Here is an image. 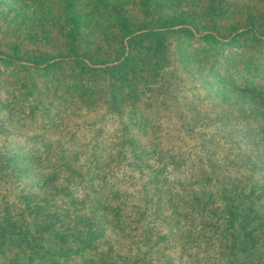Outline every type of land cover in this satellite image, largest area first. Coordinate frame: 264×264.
Returning a JSON list of instances; mask_svg holds the SVG:
<instances>
[{
    "label": "trees",
    "instance_id": "16d2710c",
    "mask_svg": "<svg viewBox=\"0 0 264 264\" xmlns=\"http://www.w3.org/2000/svg\"><path fill=\"white\" fill-rule=\"evenodd\" d=\"M221 1L212 0V3L217 6ZM137 4L141 19L121 1L61 0L63 12L57 20L59 25L54 27L68 39L67 45L74 55V59H69L74 66L64 77L79 85L82 104L88 109L98 103L114 107L110 111L127 116L135 126L147 123L140 110H144L143 107L148 109L160 98V104L154 103L157 110L174 108L182 111L177 87L184 79L178 76L168 36L184 35V32L192 35V30H199L197 25L195 27L201 16L197 11L198 8L203 11L205 7L202 0L192 1L191 7L195 10L190 13L182 10L183 0H137ZM253 4L261 8L254 11L249 8L245 18L235 16L231 22H245L242 29L256 32L258 38L255 39L263 44L264 0H250L248 6ZM19 6L26 16L21 15V19L20 16L6 15L0 25V38L17 40L12 53L0 52V59L11 58L18 65V72L24 71L26 76L31 72L36 74L29 75L28 78H32L23 80V83L19 81L22 98L15 104L5 105L0 94L1 134L9 141L15 135L13 131L27 134L28 120L37 111L39 100L41 103L42 98L62 101L59 88L41 86L39 77L40 72L54 73L55 62L66 58L62 54H42L39 57L27 54L29 52L24 48L29 46L50 45V27L47 15H42V20L36 23L29 4L21 0ZM87 8L101 11L107 24L102 26L99 19H91ZM241 9L237 6V10ZM216 14L211 27L217 32L224 13ZM110 17H114L117 23H111ZM194 20L196 23L191 22ZM108 22L123 33V43L114 60L120 63L114 68L108 65L100 51L92 53L83 44L84 41L95 43L102 38L104 29L110 27ZM223 25L230 27L232 24ZM32 26L40 27V30L25 33ZM176 27L183 32L175 31ZM18 28L21 32L17 31ZM23 37L27 39L21 43ZM109 74L116 79L115 84L110 83L111 95L107 94L109 90L103 93L102 88ZM123 82L128 87L121 84ZM138 82L144 87L150 84L151 89L139 90ZM230 87L244 98L235 106L230 101L224 115L209 124L191 122L186 118V110L181 113V125H177V135L171 136V140L185 141L179 135L182 132L195 135L197 144L199 138L203 141L200 152H193L188 158L184 154L172 156L170 152L163 155L164 139L157 142L154 137L150 144L149 141L141 143L140 136L135 135V140H126L133 160L129 166L138 174L129 178H134V183L112 194V204L103 197L99 198L104 187L94 186V178L104 166L96 156L89 158L92 170L95 168L91 183L88 187L81 186L88 194L86 203L79 198L76 200L70 194V188L63 185L56 189L63 201L53 204L47 198L41 199V196L21 189L23 183L39 181L44 176L38 171L40 164L36 165L37 152L32 151L37 138L26 137L25 147L12 139V146L19 145V149L0 152V264H172L168 243L175 235V226L178 229L177 238L173 240L176 248L188 255L192 264L203 262L206 256L215 252L217 256L211 257L213 259L206 264H264V105L260 107L249 91L231 84ZM148 100L152 101L151 104L145 102ZM14 107H20L21 113H17ZM234 107L238 110H233ZM6 109L9 115L15 113L17 117L4 118L2 113ZM127 109L133 111L132 115L125 113ZM46 111L51 115L49 107ZM198 113L202 114L197 110ZM38 117L43 119L46 115ZM167 124L173 127L170 120ZM208 127L215 129L210 138ZM195 160L197 163L189 168V175L191 179H197V184L189 186L182 179L173 178L175 173L189 167L186 163ZM63 164L67 179L82 176L73 170L72 162ZM54 180L44 179L40 189L45 186L53 188ZM9 186L10 190L17 187L16 200H12L10 192L9 196L2 194L3 187ZM202 255L205 258H201Z\"/></svg>",
    "mask_w": 264,
    "mask_h": 264
},
{
    "label": "rangeland",
    "instance_id": "374dc122",
    "mask_svg": "<svg viewBox=\"0 0 264 264\" xmlns=\"http://www.w3.org/2000/svg\"><path fill=\"white\" fill-rule=\"evenodd\" d=\"M8 1V3L0 1V9L2 11L0 14V25L4 23L6 15L20 16L21 19V15L26 16V13L20 10L19 3L21 0ZM24 1L28 3L30 9L34 11L33 20L36 23L42 20V15L48 16V25L50 27L48 32L51 34L50 45L42 44L40 47H23L24 50L29 52L27 53L29 56L34 57H39V55L42 54H49L50 56H61L59 54H62L66 57L55 62L54 68L56 69L55 71L52 69L54 73H52V71L40 72L41 75L39 77L41 86L45 84L52 89L54 87L59 88L58 92L60 93L62 101H47L42 98L43 103H41V100H39V107L36 108L37 111L35 114L32 115L34 117L31 116L30 118L32 119L29 118L28 120L30 126L26 135H21V132L18 131H13L17 137L14 135L9 141L7 136L1 134L0 126V152H7V149L8 151L19 149V145L16 147L12 146V139L20 142L19 144L21 147H25L26 137L37 138V143L32 150L33 152H37L36 165L40 164L38 171L44 176V179L48 177L55 179L53 188L45 186L40 189V185L43 184L44 179L23 183L20 188H25L28 193H35L41 196V199L47 198L51 204L63 201L60 200L62 196L58 194L59 191H56L59 185L70 188L69 192L76 200L79 198L86 203L88 194L85 193V190L81 189V186L88 187L91 183V178H93L92 176L95 168L92 170L89 159L90 156H96V159L100 158V162L104 165L101 168V173L97 175L93 181L94 186L97 188L104 187L99 198L103 197L108 204H112V198H114L112 194L118 190H122L124 186L128 187L131 183H134L135 181H132L134 178H132V180H129V178L133 177V175L136 177V174H138L135 172V168L132 167V169L131 166H129L133 160L130 157V150L125 144L126 140L129 138L135 140V135L140 136L141 143L149 141L150 144L153 142L152 139L154 137L157 138V142L164 139L162 144L163 155L164 153L170 152L172 156L184 154L186 158H188L189 154L200 152V146L203 141H200L201 138H199L197 144L195 135L194 138L190 133L182 132L179 133V135L182 136L185 141L178 142L171 140V136L176 137L177 135L175 133V128L177 125H181V113L186 110L184 113L187 112L186 118L189 121H205L208 124L210 123L209 121L216 119V117H221L224 115L225 110L228 109L230 101L231 104L235 106V103L238 104V102L242 100L241 98H244V95L242 96L235 93L233 91L234 88L230 87V84L249 91L251 98H254L260 107L264 105V43L262 44L255 39V37H257L256 32H248V29H242L241 26H245V22H231V18L235 16H237V18L240 17V19L245 18L248 15L249 8H251L252 11L261 8L260 6L258 7V4L248 6L250 0H222L217 6L212 3V0H202L205 4L203 11H201V8H198V11L196 10L201 16L197 18V23L195 20L191 21L196 23L195 27L197 25L200 29L192 30V35H186L188 33L184 32V35L172 34L168 36L171 49L176 59V66H178V76L184 79L177 87V91L181 95L180 106L182 111L174 108H171L170 111L157 110L154 103L160 104L159 101H162L160 98L159 101H153V106H148V109L143 107L144 110H140L144 118H146L147 123H142L139 126L131 125L133 121L127 118V116L118 115L114 111H110L114 107H106L98 103L94 106H90L89 109L86 108L85 104L81 102L79 85L74 82L71 83L69 79L64 77L69 74L71 68L74 66L73 63L69 61V59H74V55L70 53L69 46L67 45L68 39L61 35L62 33L58 29L54 28L59 25L57 20L61 18L59 15L63 12L61 0H55V2H51L50 0H38L36 2L34 0ZM114 1L125 2L128 5L127 8L131 9L135 16L140 19L143 18L139 13L140 9L137 0ZM192 1L193 0H183V4L181 5V7H183L182 10L188 11L189 13L194 11L195 9L191 7ZM237 6L242 9L237 10ZM215 8L216 12L219 14L224 13L222 15V21L218 23L219 31L217 32L212 30L211 27L212 20L217 18ZM87 11L91 19H99L102 26L107 24L106 20L101 15V11H94L89 8H87ZM255 15L258 16L257 14ZM109 19L111 23H117L114 17H110ZM222 22L232 25L230 27H224ZM22 24L23 23H18L17 25ZM108 24L110 25L109 22ZM41 27L45 29V26ZM114 29L117 30V33ZM174 29L175 31L181 30L180 27ZM38 30H40V27L37 28L36 26H32L28 28L25 33H33ZM17 31L21 32L20 28H18ZM122 35L123 33L120 32L119 27L115 26L113 28L110 25L107 30L104 29L102 38L98 39L95 43L84 41L83 44H86L85 47L92 53L100 51L101 54L105 56L104 60L107 61L108 65L114 68L116 66L115 64L120 63H115L114 60L117 59L118 56L116 52L123 43L121 41ZM22 39L23 40H20L21 43L27 38L23 37ZM16 42L17 40L13 38H0V52L5 55L12 53V48H14ZM28 66L32 71L34 70L31 65ZM102 67L104 68L105 66L103 65ZM18 71V65L14 60L9 57H2V59H0V94L2 95L5 105H12L15 104L16 101H20L22 93L18 90L21 87L19 81L23 83V80L32 78H28L29 75L35 76L36 74V72H31L26 76L24 71ZM115 80L116 79L111 77L110 74L108 75L102 87L103 93L109 90L107 94H112L113 88L110 86V83L115 84ZM63 81L68 85H65ZM121 84L127 86L124 82ZM138 84L140 85L138 87L139 90L151 89L150 84H147L145 87L139 82ZM92 92L94 93L93 89ZM251 98H249V100ZM156 99L159 98L157 97ZM145 102L151 104L152 101L148 100ZM173 103L175 104L176 102ZM26 106L31 108L28 105ZM47 107H49L51 115H47ZM14 110L17 113H21L22 109L20 107H14ZM197 110L201 111L202 114H196ZM233 110L237 111L238 108L234 107ZM132 112L133 111H130V109H127L125 113L132 115ZM2 114L4 118L12 117V119H14L15 116L17 117L15 113H10L9 115L7 109L4 110ZM42 114L46 115L47 118L45 117L42 119L38 117ZM169 120L173 122V127L167 124ZM157 129L161 131H159V133L154 132V130L156 131ZM212 129L208 127L207 133L209 134V138L215 133V129ZM144 134H146L147 137H145ZM154 144H156V142ZM118 152L122 153L119 154ZM109 155H113V157ZM66 161L67 164L72 162L74 164L72 166L73 170L82 176L75 177L74 175L67 179L63 167V163H66ZM195 163H197L196 160L195 162L186 163L189 167L175 173L176 175L173 178L182 179V181L189 186L191 183L194 185L197 184V179H191L189 175V168H192ZM68 174L69 173H67V176ZM10 189V186L9 188L3 187L2 194H7L9 196L10 192L12 200H16L18 195L17 187L12 188V190ZM92 198L94 197H91V199ZM177 232L178 229L177 226H175V235L170 238L169 243L167 242L171 247L169 253L170 261L172 264H192L187 257L188 255L182 254V251L179 252V248H176L173 240L177 238ZM172 245L174 249H172ZM216 256V252L214 255L211 254V256H206V258L202 255L201 258H205V260L198 264H206L213 259L211 257ZM160 264H163V262Z\"/></svg>",
    "mask_w": 264,
    "mask_h": 264
}]
</instances>
